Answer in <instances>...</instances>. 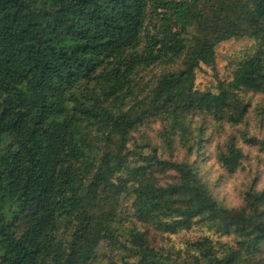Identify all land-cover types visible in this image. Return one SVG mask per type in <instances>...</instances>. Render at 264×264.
<instances>
[{"label": "trees", "instance_id": "trees-1", "mask_svg": "<svg viewBox=\"0 0 264 264\" xmlns=\"http://www.w3.org/2000/svg\"><path fill=\"white\" fill-rule=\"evenodd\" d=\"M243 39L231 80L198 89ZM249 94L264 95V0H0V264H97L104 244L124 264H264V187L231 208L195 163L130 148L158 121L171 155L203 159L196 119L238 127ZM246 158L236 136L217 154L231 176ZM196 227L181 248L151 237Z\"/></svg>", "mask_w": 264, "mask_h": 264}, {"label": "rangeland", "instance_id": "rangeland-1", "mask_svg": "<svg viewBox=\"0 0 264 264\" xmlns=\"http://www.w3.org/2000/svg\"><path fill=\"white\" fill-rule=\"evenodd\" d=\"M252 45L253 42L246 39L231 40L220 44L216 50L215 66H203L198 71L196 87L200 90L216 92L221 82L231 80L236 58L251 49ZM159 69L152 72L146 71L139 75L138 92L149 86ZM248 99L252 103V109L245 123L238 127H232L226 123H216L203 117L196 119L197 125L203 127L206 140L204 144L206 156L203 159L197 154L190 156L179 141L175 143L174 152L171 155L170 149L163 144L160 138L162 125L158 121L147 123L133 133L130 148L149 154L154 147H158V155L162 159L173 158L175 161L188 160L195 163L199 168L201 177L211 187L213 195L228 207H238L242 203L243 193L247 188L253 185L260 190L264 187V153L257 148L246 146L241 138V135L247 132L254 137L264 139V95L249 94ZM232 136H236L238 146L247 155L242 168L233 176L226 173L217 159L218 152L224 150ZM149 145H152L153 148L148 147ZM126 205L130 206V203L126 202ZM201 235L202 231L198 227L175 236H163L151 231V237L156 240L155 244L164 248L184 247L188 240H197ZM215 238L218 239V236ZM100 251V261L97 264H110V262L124 264L120 260V253L114 247L104 244Z\"/></svg>", "mask_w": 264, "mask_h": 264}]
</instances>
